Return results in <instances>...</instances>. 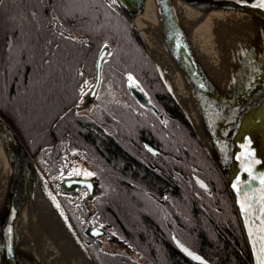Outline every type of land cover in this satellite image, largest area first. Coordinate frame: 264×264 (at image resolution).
<instances>
[{"label": "water", "instance_id": "1", "mask_svg": "<svg viewBox=\"0 0 264 264\" xmlns=\"http://www.w3.org/2000/svg\"><path fill=\"white\" fill-rule=\"evenodd\" d=\"M130 22L186 121L224 180L247 245L250 264H264V7L260 0H204L213 25V43L198 49L175 0H110ZM197 5L201 4L196 1ZM144 19L159 43L169 50L193 99L196 120L183 100L163 80L136 23ZM143 20V21H144ZM206 46H210L208 50ZM109 45L99 51L95 82L85 106L100 86ZM180 85V84H179ZM138 100L153 102L139 85ZM185 99V98H184ZM184 103V102H183ZM200 186L208 184L197 178ZM235 185V187H234ZM93 186L92 179L68 176L62 187ZM67 222L74 237L97 264L60 200L54 183L37 163L14 127L0 114V264H69L63 253L48 249L51 233L36 190ZM96 238L103 230H93ZM101 231V232H100ZM90 235V229L86 230ZM195 262L210 264L200 253L177 241ZM50 250V251H47ZM198 258V259H197Z\"/></svg>", "mask_w": 264, "mask_h": 264}, {"label": "flooded vegetation", "instance_id": "2", "mask_svg": "<svg viewBox=\"0 0 264 264\" xmlns=\"http://www.w3.org/2000/svg\"><path fill=\"white\" fill-rule=\"evenodd\" d=\"M63 32L67 34L68 28ZM86 43L90 53L95 46ZM100 48L84 56L79 65L82 69L73 72L72 102L63 108L60 101V112L49 129L56 158L52 180L59 197L99 263L102 254H109L151 264L146 253L152 250L142 233L144 221L155 224L187 258L191 259L177 241L202 254L189 245L191 215L183 204H177L175 196L182 191H210L215 186L211 169L207 163L204 169L191 164L186 139L179 140L182 149L175 148V138H181L175 134L179 125H188L185 117L172 98L141 80L137 72L106 70L105 62L96 97L84 105L96 79ZM59 83L61 86L63 81ZM64 84L66 87V80ZM139 85L150 96L151 108L138 100ZM71 175L92 179L93 186H72L65 191L62 183ZM197 178L209 188L200 186ZM156 182L160 187H155ZM127 190L134 191L137 199L135 219L124 211ZM95 229H102L103 234L93 238Z\"/></svg>", "mask_w": 264, "mask_h": 264}, {"label": "trees", "instance_id": "3", "mask_svg": "<svg viewBox=\"0 0 264 264\" xmlns=\"http://www.w3.org/2000/svg\"><path fill=\"white\" fill-rule=\"evenodd\" d=\"M64 28H68L67 34ZM86 41L95 46L90 53ZM102 44L111 48L104 69L133 70L141 80L172 98L130 22L112 2L0 0V113L18 131L50 179L56 177V158L49 129L60 112V101L63 108L72 102L73 72L81 70L83 57L96 53ZM176 108L180 110L177 104ZM67 125L71 129V123ZM179 126L175 134L181 138H175V148L182 149L180 141L186 139L191 164L204 169L207 163L215 183L210 191H182L175 196L177 204H183L191 215L189 245L210 264H250L243 232L220 173L189 124ZM156 183L155 187H160V182ZM125 194L124 211L129 219H135V192L127 190ZM144 223L142 233L152 250L146 253L149 263L195 264L155 224ZM100 264L136 263L102 254Z\"/></svg>", "mask_w": 264, "mask_h": 264}, {"label": "bare ground", "instance_id": "4", "mask_svg": "<svg viewBox=\"0 0 264 264\" xmlns=\"http://www.w3.org/2000/svg\"><path fill=\"white\" fill-rule=\"evenodd\" d=\"M177 8L181 13L184 23L192 33V41L200 49L199 45H211L213 43L212 28L213 25L210 21V11L206 10L208 2L203 3L204 0H175ZM196 1H200L201 4L197 5ZM144 20V19H143ZM140 19L136 26L143 36L147 47L154 56V61L158 66L160 74L168 85L174 95L183 100L182 104L187 112H191V115L196 120V114L192 108L193 99L187 98V91L182 87L185 85L183 79L177 71L175 63L168 53L169 50L159 43L154 33L152 32L150 25L144 20ZM210 49V46H206ZM180 84V85H179ZM185 98V99H184ZM192 107V108H191ZM41 191L36 190L37 201L42 205V209H45L48 222L50 224V230L52 234L47 237L48 249L60 250L69 264H94L91 255L85 251L74 237L72 230L67 222L62 218L60 213L52 206L50 201L40 195ZM50 251V250H47Z\"/></svg>", "mask_w": 264, "mask_h": 264}, {"label": "snow or ice", "instance_id": "5", "mask_svg": "<svg viewBox=\"0 0 264 264\" xmlns=\"http://www.w3.org/2000/svg\"><path fill=\"white\" fill-rule=\"evenodd\" d=\"M257 6H259V7H264V0H260L259 4H258ZM130 79H131V78H130ZM88 175H91V174L89 173ZM261 182L264 183V178H262ZM234 187H235V185H234ZM197 259H198V258H197Z\"/></svg>", "mask_w": 264, "mask_h": 264}]
</instances>
